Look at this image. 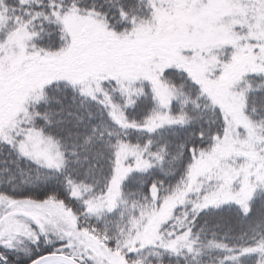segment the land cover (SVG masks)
Instances as JSON below:
<instances>
[{"label":"snow or ice","instance_id":"6c2138e0","mask_svg":"<svg viewBox=\"0 0 264 264\" xmlns=\"http://www.w3.org/2000/svg\"><path fill=\"white\" fill-rule=\"evenodd\" d=\"M0 264H264V0H0Z\"/></svg>","mask_w":264,"mask_h":264}]
</instances>
